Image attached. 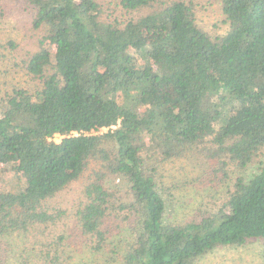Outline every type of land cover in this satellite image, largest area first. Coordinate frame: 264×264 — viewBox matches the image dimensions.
<instances>
[{
	"label": "trees",
	"instance_id": "obj_1",
	"mask_svg": "<svg viewBox=\"0 0 264 264\" xmlns=\"http://www.w3.org/2000/svg\"><path fill=\"white\" fill-rule=\"evenodd\" d=\"M24 1L44 33L25 60L35 87L0 98V178L7 165L16 176L0 183V244L54 223L43 204L86 175L76 216L94 252L112 216L130 227L123 264H193L250 238L264 259V163L215 212L181 223L166 221L158 177L169 159L227 155L243 167L264 148V0H221L228 29L215 37L181 0H119L150 10L123 21L98 0ZM52 245L19 264H55Z\"/></svg>",
	"mask_w": 264,
	"mask_h": 264
},
{
	"label": "rangeland",
	"instance_id": "obj_2",
	"mask_svg": "<svg viewBox=\"0 0 264 264\" xmlns=\"http://www.w3.org/2000/svg\"><path fill=\"white\" fill-rule=\"evenodd\" d=\"M98 1L102 4L104 15L119 21L150 11L148 8L127 11L121 7L119 0ZM181 1L192 4L196 24L209 36H219L227 31L228 23L224 22L221 0ZM33 12L32 7L24 0H0L1 99L13 87H35L34 80L25 69V60L30 53L39 50V40L44 30L33 27ZM43 46L53 56L54 46L50 38ZM105 130L101 129L99 132ZM60 139L59 135L54 137L56 142ZM226 156L223 155L220 159L203 156L200 160L189 154L160 164L158 177L163 187L170 188L167 192L171 194V202L166 208V221L181 223L215 212L228 198L237 177L247 180L258 171V167L264 163V148L253 161L243 167ZM7 166L0 178L3 187H7L16 178L9 165ZM86 177L84 175L69 184L43 204L55 216L54 223L35 226L26 234H13L3 238V243L0 244L1 258L9 264H19V261L24 262V257L34 259L38 255L41 263L38 251L51 243V249L56 250L60 256L55 264H123L122 256L130 242V227L112 216L106 219L102 228L107 230V241L98 252L92 250V238L84 235L79 228L76 210L83 199L82 189ZM193 264H264L262 239L250 238L238 246H217Z\"/></svg>",
	"mask_w": 264,
	"mask_h": 264
},
{
	"label": "built area",
	"instance_id": "obj_3",
	"mask_svg": "<svg viewBox=\"0 0 264 264\" xmlns=\"http://www.w3.org/2000/svg\"><path fill=\"white\" fill-rule=\"evenodd\" d=\"M55 136H56V135H55ZM55 136H54V137H55Z\"/></svg>",
	"mask_w": 264,
	"mask_h": 264
}]
</instances>
